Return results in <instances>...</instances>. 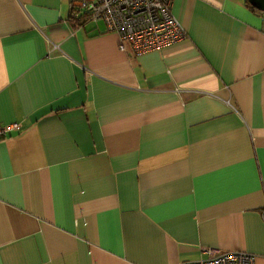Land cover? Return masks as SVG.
<instances>
[{
    "label": "crops",
    "instance_id": "1",
    "mask_svg": "<svg viewBox=\"0 0 264 264\" xmlns=\"http://www.w3.org/2000/svg\"><path fill=\"white\" fill-rule=\"evenodd\" d=\"M72 2L0 0V264H264V10L171 0L134 55Z\"/></svg>",
    "mask_w": 264,
    "mask_h": 264
},
{
    "label": "built area",
    "instance_id": "2",
    "mask_svg": "<svg viewBox=\"0 0 264 264\" xmlns=\"http://www.w3.org/2000/svg\"><path fill=\"white\" fill-rule=\"evenodd\" d=\"M171 0H73L72 14L86 12L91 21L102 20L105 30L115 31L118 46L134 55L170 45L186 36L181 22L170 11ZM82 10V11H80ZM0 123V138L18 126ZM203 256L174 264H254L253 255L241 249L200 247Z\"/></svg>",
    "mask_w": 264,
    "mask_h": 264
},
{
    "label": "trees",
    "instance_id": "3",
    "mask_svg": "<svg viewBox=\"0 0 264 264\" xmlns=\"http://www.w3.org/2000/svg\"><path fill=\"white\" fill-rule=\"evenodd\" d=\"M245 2H246L247 5H249L251 8H253V10H255V11H259L258 9L254 8L253 6H251L247 0H245ZM73 9H74V8H73L72 6H71L70 9H69L68 18H69L70 20H74L75 23H79V22H83V21H85L86 19H88V15H87L86 12H81L80 14L74 16V15L72 14Z\"/></svg>",
    "mask_w": 264,
    "mask_h": 264
},
{
    "label": "water",
    "instance_id": "4",
    "mask_svg": "<svg viewBox=\"0 0 264 264\" xmlns=\"http://www.w3.org/2000/svg\"><path fill=\"white\" fill-rule=\"evenodd\" d=\"M251 6L258 10H264V0H247Z\"/></svg>",
    "mask_w": 264,
    "mask_h": 264
},
{
    "label": "rangeland",
    "instance_id": "5",
    "mask_svg": "<svg viewBox=\"0 0 264 264\" xmlns=\"http://www.w3.org/2000/svg\"><path fill=\"white\" fill-rule=\"evenodd\" d=\"M70 6H72V5H70ZM87 21H89V20H87Z\"/></svg>",
    "mask_w": 264,
    "mask_h": 264
},
{
    "label": "bare ground",
    "instance_id": "6",
    "mask_svg": "<svg viewBox=\"0 0 264 264\" xmlns=\"http://www.w3.org/2000/svg\"><path fill=\"white\" fill-rule=\"evenodd\" d=\"M80 11H82V10H80Z\"/></svg>",
    "mask_w": 264,
    "mask_h": 264
}]
</instances>
